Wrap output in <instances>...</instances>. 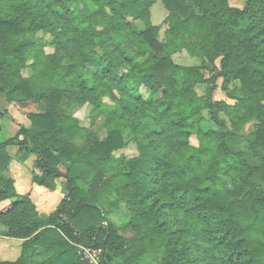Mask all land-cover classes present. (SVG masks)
I'll return each mask as SVG.
<instances>
[{
    "label": "trees",
    "instance_id": "trees-1",
    "mask_svg": "<svg viewBox=\"0 0 264 264\" xmlns=\"http://www.w3.org/2000/svg\"><path fill=\"white\" fill-rule=\"evenodd\" d=\"M157 1L0 0V94L50 106L30 112L29 125L0 142V204L10 201L0 209V228L23 240L20 257L0 264H34L45 255L41 264H89L76 245L101 249L103 264H139L149 253L162 255L161 264H264V0H247L243 9L229 0H161L163 40V25L152 21ZM131 20L145 29L136 31ZM38 32L52 36V53ZM187 37L196 40L190 54L200 65L172 59L170 50ZM126 43L137 49L133 57ZM219 79L238 119L213 98ZM64 96L71 106L89 105V125L56 113ZM6 110L0 107V132ZM101 115L107 136L83 153L76 141ZM195 120L211 128L194 130ZM238 140L245 150L235 151ZM130 144L137 156H115ZM12 145L22 159L36 156L35 184L55 190L66 180L47 221L6 175ZM119 159L125 164L117 171ZM84 173L93 176L87 191ZM106 196L113 206L126 204L130 235L105 216Z\"/></svg>",
    "mask_w": 264,
    "mask_h": 264
},
{
    "label": "rangeland",
    "instance_id": "rangeland-1",
    "mask_svg": "<svg viewBox=\"0 0 264 264\" xmlns=\"http://www.w3.org/2000/svg\"><path fill=\"white\" fill-rule=\"evenodd\" d=\"M230 4L234 7H238L243 9L246 5L247 0H229ZM148 2H140L139 7L143 8ZM77 10V8H75ZM152 10V21L153 23L156 24H162V29H161V39L163 40L165 38V29H166V24H165V18L167 16V11L162 3L161 0H158L151 8ZM132 25L136 31H141L144 30L146 25L144 21L142 20H131ZM249 23V21L246 19L242 23L243 26H246ZM52 39V36L48 33L44 32H38L37 33V41L43 45L48 53H52L54 51V48L50 46V41ZM196 46V40H194L191 37H187L186 39L182 40L181 42L178 43V45L175 48H172L170 50V53L172 55V59L175 63H178L180 65H200L201 61L194 57L192 54H190ZM125 50L128 54L129 57H133L137 53V49L130 43L125 44ZM145 57H142L140 61H143ZM11 62H14L13 59H9ZM217 65L220 66V60L217 61ZM27 73V72H26ZM206 77L211 76V73L209 71L205 72ZM222 79H219L217 81V86L218 88L215 90L213 94V98L215 100H223L229 105L228 112L230 116H232L233 119H238L240 117V114H238L235 109H234V104L235 101L227 98L226 93L221 89L222 85ZM206 85H198L197 86V91L200 95H203L205 93ZM142 92L144 93V96H148L150 93L144 88H142ZM107 103H111L109 99H106ZM8 103V104H7ZM0 107L3 109L7 110L3 116L2 119V124H3V130L0 132V142H4L11 137L15 136L17 131L19 130L20 126L22 124L29 125V119L28 115L30 112H40V111H47L50 110V106L46 101H23V100H16L10 103L7 98L5 97L4 94H0ZM104 111H107V107L104 108ZM89 112H90V107L89 105H83V106H71L69 102V97L64 96L62 97L59 105L57 106L56 113L58 115H74L75 117L79 118L84 125H89ZM206 118L209 117L207 111L204 112ZM222 117L226 120H228V116L225 113H221ZM105 121V115H101L97 118L95 126L92 128L91 132L88 134V136L83 139L76 141L77 147L83 152H87L88 149L93 145L95 138L99 139H105L107 136V131L104 125ZM192 122V125L194 124L193 128L194 130L198 129L199 127L203 129H210L211 127L209 126L208 122H203L201 125L199 124L200 122ZM191 125V126H192ZM254 126V123L246 125L244 128V132L251 131ZM239 142L235 146V151H238L240 149L245 150L247 147L246 142L242 140H238ZM192 143L197 144L198 141L195 136L192 137ZM10 151L12 152L13 156H16L17 159H19L17 155V150L16 146H9ZM123 153V154H122ZM247 153V159L249 162L253 163L254 158L248 153ZM138 149L135 144H130L129 147L126 149L119 151L115 154L116 157H120L121 155H124L125 158H131L134 156H137ZM36 158L35 155H29L27 159L20 160L18 162L23 163L22 161L26 162L22 166H20V170L15 168L16 174L21 173L20 177H17L19 186L21 190L24 188H27V185L31 183V176H32V169H33V159ZM21 159V158H20ZM122 159V158H121ZM121 159L117 160L115 162V167L116 170H122L124 167L125 162L122 161ZM62 169L65 171L67 170V165H63ZM21 178V179H20ZM63 179V178H62ZM60 179L59 182L61 183L60 186L65 187L66 185V180L65 179ZM93 179V176L87 173L80 174V183L82 187L87 191L89 189V185ZM224 182L228 185L231 186L230 179L228 178H223ZM120 183L126 182V178L121 177L119 179ZM113 198L112 196H106L104 197V200L101 202V208L105 214V216L108 219H111L118 227H120V230L122 233L126 235H130V233L126 230V224L130 219L131 213L128 210L127 206L125 203H121L120 206L116 207L112 205ZM161 259L162 255L160 254H146L140 261L139 264H161ZM120 264H131L128 261L125 260H120Z\"/></svg>",
    "mask_w": 264,
    "mask_h": 264
},
{
    "label": "crops",
    "instance_id": "crops-1",
    "mask_svg": "<svg viewBox=\"0 0 264 264\" xmlns=\"http://www.w3.org/2000/svg\"><path fill=\"white\" fill-rule=\"evenodd\" d=\"M16 150L17 148L15 149V151ZM9 152L12 156V161L10 164L9 171L6 173V175H8L10 178L14 180L18 194L22 197L29 196L33 200V202L36 204L42 219L44 221H47L50 214L55 210L58 203L66 195V185L65 187L62 188V186H60L61 183L59 182V180L62 179L63 177L57 180V187L55 190H51L41 185H37L33 182V170H34V162H33L31 183L27 185V188H24V190L23 189L21 190L17 177H20L22 172L16 174L15 168L18 167V169L20 170L21 168L20 166H22L26 162L24 161H22L23 163L18 162L23 159L22 158L20 159V157L19 159H17L16 156H13L10 149H9ZM35 159H33V161H35ZM9 203L10 201L1 203L0 209L6 207ZM1 230L2 228H0V261H16L21 255L23 240L18 239V238L6 237L2 234ZM45 259H46V255L45 257L44 256L41 257V259L38 256H35L34 258H32V260L34 261L33 262L34 264H41V260L43 261Z\"/></svg>",
    "mask_w": 264,
    "mask_h": 264
},
{
    "label": "built area",
    "instance_id": "built-area-1",
    "mask_svg": "<svg viewBox=\"0 0 264 264\" xmlns=\"http://www.w3.org/2000/svg\"><path fill=\"white\" fill-rule=\"evenodd\" d=\"M79 250V255L82 259L89 264H103L101 255L102 250L94 247H88L85 245H76Z\"/></svg>",
    "mask_w": 264,
    "mask_h": 264
}]
</instances>
